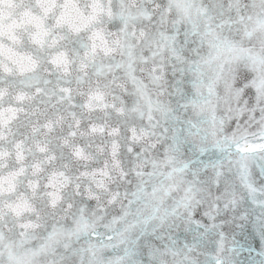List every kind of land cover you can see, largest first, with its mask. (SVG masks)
Segmentation results:
<instances>
[{
    "label": "clouds",
    "instance_id": "9594fccd",
    "mask_svg": "<svg viewBox=\"0 0 264 264\" xmlns=\"http://www.w3.org/2000/svg\"><path fill=\"white\" fill-rule=\"evenodd\" d=\"M0 264H264V0H0Z\"/></svg>",
    "mask_w": 264,
    "mask_h": 264
}]
</instances>
